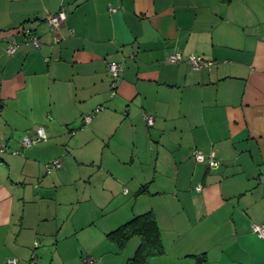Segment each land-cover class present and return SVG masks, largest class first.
I'll return each instance as SVG.
<instances>
[{"label":"crops","instance_id":"0c3cea01","mask_svg":"<svg viewBox=\"0 0 264 264\" xmlns=\"http://www.w3.org/2000/svg\"><path fill=\"white\" fill-rule=\"evenodd\" d=\"M148 211L149 264H264V0H0V264H129Z\"/></svg>","mask_w":264,"mask_h":264},{"label":"built area","instance_id":"2783aa9c","mask_svg":"<svg viewBox=\"0 0 264 264\" xmlns=\"http://www.w3.org/2000/svg\"><path fill=\"white\" fill-rule=\"evenodd\" d=\"M68 17V13L67 11L61 10L60 12L56 13V14H51L48 16V20L52 26V30L53 31H57L66 21ZM27 35H28V39L30 41H33L36 45H40L39 39L36 35L33 34V32L31 30H27ZM18 50V44L15 41H12L9 45L8 51L10 53H14ZM184 56L181 52L177 51V52H173L170 56H169V60L172 62H181L183 61ZM188 61L190 62L191 66L194 69H201L205 66H210L212 64V61H209L207 59H205L202 55H196V54H191L189 56ZM123 63L117 60H113L109 63V72H110V77L112 80V89H113V93H116L117 89L116 87L118 86L122 75H123ZM100 108H98L96 111H99ZM92 119V115H88L85 118V123L91 121ZM146 120L150 125H153L155 122V119L153 118V116H146ZM47 137L46 132L44 127H39L37 129V137L34 138L32 136L26 135L23 137L22 139V143L24 146H30L33 145L34 143H37L43 139H45ZM3 150V149H2ZM194 157L198 162H204L207 159V155L206 153L200 149V148H194ZM214 155L212 156L211 159V164L213 165H217L219 164V162L217 161L216 158H214ZM61 168L62 167V160L60 158H57L55 160H53L52 162L47 164V169L50 172L53 168ZM198 190H203V186L200 185L197 188ZM253 232L258 235L259 237L264 238V223L263 224H254L253 225ZM94 260L90 257H85L84 259V264H93ZM7 264H20L19 260L16 258H9L7 261Z\"/></svg>","mask_w":264,"mask_h":264},{"label":"trees","instance_id":"16d2710c","mask_svg":"<svg viewBox=\"0 0 264 264\" xmlns=\"http://www.w3.org/2000/svg\"><path fill=\"white\" fill-rule=\"evenodd\" d=\"M118 87L119 84L116 91ZM134 235H140L142 241L137 254L129 260V264H149L150 258L164 253L161 229L153 211L139 214L109 233V237L122 248Z\"/></svg>","mask_w":264,"mask_h":264},{"label":"rangeland","instance_id":"374dc122","mask_svg":"<svg viewBox=\"0 0 264 264\" xmlns=\"http://www.w3.org/2000/svg\"><path fill=\"white\" fill-rule=\"evenodd\" d=\"M125 198H126V197L124 196L123 199H125ZM146 207H147V206L145 205L143 208H142V207L140 208L139 205H138V209H139V210H138V209H137V210H138V211H146V210H145ZM137 213H140V212H137ZM134 242H135V243H136V242H140V241H139V238L136 237V238L133 239L132 243H131L130 246H129V249L132 248L131 246H132V244L134 245ZM129 249H127V250H129ZM130 250H131V249H130ZM124 252H125V251H124ZM126 252H127V251H126ZM135 253H136V252H135ZM128 254H130V252H129Z\"/></svg>","mask_w":264,"mask_h":264}]
</instances>
